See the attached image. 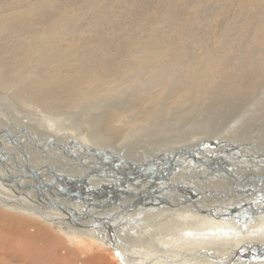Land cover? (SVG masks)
I'll return each instance as SVG.
<instances>
[{
	"label": "bare ground",
	"instance_id": "obj_1",
	"mask_svg": "<svg viewBox=\"0 0 264 264\" xmlns=\"http://www.w3.org/2000/svg\"><path fill=\"white\" fill-rule=\"evenodd\" d=\"M89 1L0 0V113L8 117L7 122H0V254L7 260L19 259L18 264H28L35 254L44 260L36 264H264V259H254L253 255L258 252L256 246L264 249V201L260 200L264 196V141L255 142L256 131L249 132L244 143H234L232 129L226 125L222 128L224 139H197L180 145L175 140L177 145L166 154L159 156V151L152 148L143 154L140 163L122 158L123 149L117 150L123 139L128 142L131 134H142L141 131L158 132L157 138H152L153 144L155 139L174 141L181 136L180 128L173 127L178 123L173 115L169 114V119L157 118L149 109H143L149 98L168 93L175 98L193 97L197 92L209 91L228 70L233 75L223 81L225 88L233 89L236 82L246 80V88L256 90L264 84V60L256 58L257 67L244 71L245 56H234V46L225 33L226 36L213 37L214 25L202 30L205 36L199 39L200 53L190 51L189 43L184 42L199 19L194 15L209 0H197L195 10L184 4L178 12L166 9L165 2L170 0H148L146 7L141 6L142 0H123L121 10L101 13L104 0L93 6ZM259 1L264 5V0ZM252 3L253 0H239V7L248 10ZM135 6H140V13L129 12ZM242 28L244 33L249 30L248 23L244 22ZM121 31H128L129 38L138 31L150 36L142 47L147 60L138 59L141 46L134 49L119 34ZM251 34L252 39L263 37L264 24ZM248 45L244 53L251 51L252 45ZM131 87L136 88L133 94L137 100L123 99L115 109L89 115L88 127L79 133L97 144L98 149L90 154L92 159L88 157L92 167L60 164L47 156L50 151L74 152L72 146L78 144L73 139L79 141L81 135H65L61 125L41 115L30 123L32 113L66 112L68 106L92 95L119 99L122 91H130ZM262 95L264 98V90ZM248 107L242 114L244 124L254 121L258 111L256 105ZM146 116L151 117L139 125ZM175 119L179 120V116ZM158 124L172 130L162 132ZM31 144L34 148L29 147ZM233 157L244 161H234ZM202 174L225 179L226 190L221 189L230 197L238 195V201L225 204L229 203L224 202L226 193L212 191L217 202L199 204L198 198L211 194L192 181ZM170 193L182 197L191 207L184 206L178 198L166 200ZM50 201L84 216L68 217ZM148 202L163 204L166 212L172 210L168 209L172 205L174 211L180 208L186 212L176 214L174 219L171 216L173 220L165 217L166 221L159 220L148 231L140 232L151 224L149 216L143 227L134 228V222L123 234L118 218L140 209L139 205L148 208ZM24 211L32 215L26 219ZM115 212L120 216L116 217ZM38 242H42L39 254ZM82 248L88 249L86 261L79 255ZM228 251L229 257H223ZM105 252L112 262L105 260Z\"/></svg>",
	"mask_w": 264,
	"mask_h": 264
},
{
	"label": "rangeland",
	"instance_id": "obj_2",
	"mask_svg": "<svg viewBox=\"0 0 264 264\" xmlns=\"http://www.w3.org/2000/svg\"><path fill=\"white\" fill-rule=\"evenodd\" d=\"M97 1L99 2V0H90L89 3L91 2V5L93 6L94 5L93 3L97 2ZM145 1H148V0H142L141 2L143 3V5H141V6H145V7L149 6L148 5L149 1L148 2H145ZM154 1L161 3L164 0H154ZM9 2L12 3V1H9ZM98 2H97V4H98ZM103 2L105 4L104 9H99L100 10L99 13L106 12L109 9L113 11L114 8L116 11L121 10V8L123 7V4H124L123 0H104ZM214 2H216V4H218V5H216ZM226 2H227L226 0H214V1L209 0V1H207L205 4L206 6H204V8H200L199 9L200 12L198 14L194 15L196 17V19H197V17H199V19H197V22L194 24V26L193 25L191 26V29H190L191 35L187 40H185L184 43H189L188 44L189 49H190V51H192V53H196V52L200 53L201 48L199 47L200 46L199 45V39H201V37L205 36L202 30L206 29L207 26L214 25V33L212 36L213 37L222 36V35L224 36L226 34L227 36L226 35L225 36L227 37V39H229V43H232V46H234V49H235L234 50L235 52H233L234 56H236V57H244L245 56V59H244L245 62H244V68L243 69H244V71H246L248 69V72H250L251 69H253V68L255 69L257 67V66H254L256 58H258L259 60L260 59L264 60V36L256 38V39H252L253 35L251 34V32L254 31V29H256L257 26L262 27V25L264 24V5H262L259 0H253V3L251 4L252 5L251 9L245 10L244 8L241 9L239 7V0H232L231 3H230V1H229V3H226ZM196 3H197V0H170L169 2H165V4H166L165 7H167L166 9L169 8L168 10H174V11L178 12V11H180V9L182 10L184 8L183 7L184 4H188L189 6H192V8L195 10V7L193 5H195ZM97 6H99V5H97ZM139 7L140 6L132 7L129 9V12L134 13L136 11V13H140V12H138V11H141L139 9ZM227 7H229V10ZM233 10H235V11H233ZM215 11H216V13H215ZM225 11L227 13H225ZM222 12L224 15L222 14ZM217 14H219L221 17ZM222 16H224L225 18ZM209 17H210V20H209ZM212 17H213V19H212ZM244 17H245V19H244ZM260 18L263 19V21ZM224 20H226V21L224 22ZM244 22L248 23V27H249L248 28L249 30H247L248 32L246 31L245 33L243 31L244 28H242L244 26ZM249 24H250V26H249ZM124 27H127V26L124 25ZM218 28H219V31H218ZM240 28H242V29H240ZM234 30L242 32V33L239 34V32L238 33L234 32ZM249 31H250V33H249ZM145 33H146L145 31L134 32V33H131L133 36L130 34V38H129V36H128L129 32L128 31L119 32V34L125 40H127L128 42L133 44L134 49L141 46V49L139 51L137 50V55H138V59H141L142 61H145L148 59V57H147V59L145 58L146 55L142 52V47L145 46L146 40L150 39L149 38L150 36L146 35ZM235 33H236V35H235ZM232 34H233V36H232ZM236 36L238 37L237 39H236ZM231 40H232V42H231ZM208 41L210 43H212V40H208ZM140 42L143 43V45L140 44ZM248 43H250L252 45V49L250 52L244 53L245 48L247 46H249ZM254 47H255V49H254ZM239 54H240V56H239ZM142 55H143V57H142ZM138 59L136 58V60H138ZM131 61H133V60H131ZM132 63L134 64V61ZM222 73H224V74L221 76V80L219 79L218 81H216L215 85H213L212 88H209V91L197 92L193 97L175 98V97L170 96V93H168L166 95L160 94V96L156 99H153L151 97L148 99V101L146 100L145 101L146 104L144 103V105H143L144 110L149 109L150 111H152L151 116L157 117V118L169 119L168 115L169 114L173 115L174 120L176 122H178L173 127L178 126L180 128L179 130H180V132H182V134H180L181 136H177V138H174V141L171 139H169V140L166 139L165 141L161 140L158 142L155 139L156 143L153 144L152 138L153 137L157 138L156 134L158 132H156L155 134H152L151 132L143 133V131H141L142 134H138V135L137 134L133 135L134 134L133 133V134H131L132 139L130 138V140L128 142L125 138V140L123 139L118 144L117 150H119V148L121 150L123 149L122 158L124 157V159L126 158L129 160H133L135 163H140L143 161V154L144 155L148 154L149 151H152V148H153V150L159 151L158 152L159 156L161 153L166 154L168 151H170V149H172L175 146V144H176L175 140H178L177 141L178 145L186 144V143H190V142L194 143L195 141H197V139H199L200 141L201 140L202 141L203 140H209V142H211V141L217 142V138L218 139H220V138L224 139L222 137L223 136L222 134L224 133L225 130H222V128H224L226 125L229 128V130L232 129L230 132L232 134V137H233L232 141L234 143L238 142V141H241L242 143H244V139L250 135L249 132H251V131L254 133L256 131V133L253 135L255 138H257L256 141H255V138L253 139L255 142H258V141L263 142L264 139L262 136H264V98L262 95V91L264 90V84L260 85V87H258L256 90H251V89L246 88V83H247L246 80H244V82H242L241 80L239 82H236L237 81V78H236L234 81L236 82V84H238L237 87L235 85L236 88L234 87L233 89H228L227 87L226 88L224 87V84H225L224 82L230 80L227 78V76H232L233 75L232 71L228 70V71H226V72L224 71ZM127 88L129 89V87H127ZM131 89H133V90H131ZM131 89H130V91H128L127 89L122 91L123 92L122 97L119 99L117 96H111L110 97L109 95L108 96L107 95H105V96L92 95V96H89L87 98H83L80 101H78V102L72 104L71 106H68L66 109H64V110H66V112L65 111H58V112H54V113H48V112L37 110L36 112H34L32 114L30 113L31 114L30 118L33 119V120H30V123L36 122L37 120H35V119L39 118L38 116H40V115H41V117H48L52 121H55L57 124H59V126L61 125L60 127L65 131V135L72 134L74 137H76L78 135H81L79 133H81L82 129H84L83 127H86V128L88 127V120L90 118L89 115L96 114L98 111H102L104 109H115V108H117V105L120 103V101L123 99H130L131 97H133L134 100H137L138 98H136L137 97L136 94H133V92L136 88L131 87ZM153 90L154 89L151 90V93ZM133 98H131V99H133ZM82 101H84V102H82ZM249 105H251V106L256 105L258 108V111L255 114L256 116L253 119L254 121L251 120L247 124L246 123L244 124V119H243L244 116L242 114L244 113L243 111L245 109L250 108V107H248ZM7 106L9 108L13 109L12 105L7 104ZM227 106L230 107L231 109L226 110L225 108H223V107H227ZM183 111H184V113H183ZM228 111H230V112H228ZM133 116H132V119H134ZM151 116H149V117L146 116L144 119L139 120L138 124L141 125L142 122L144 123ZM178 116H179V120L175 119V117H178ZM1 121L3 123L8 121V117H6V115H3V113L2 114L0 113V122ZM78 123L82 126L80 127V125H78ZM76 126L78 129L76 128ZM158 126H160V129L162 130V132L163 131L164 132L165 131L170 132L172 130V127L170 129L167 128V130H166L165 127L164 128L161 127L162 126L161 124H158ZM257 127H259V128H257ZM261 127H263V128H261ZM43 128H47L48 130H50L49 126H46V127L44 126ZM43 128L41 129L42 134L46 135L47 133L44 131ZM153 128L158 129L156 127H153ZM260 128L262 130H260ZM234 129H235V131L232 132ZM72 131H76L78 134L76 132L73 133ZM152 132H154V131H152ZM86 133H88V132H86ZM82 135H83V137H82ZM82 135L80 136V139H78L79 141H75L73 139V142L74 143L77 142V144H78V146H76V147L72 146V148H73L72 150L74 151L72 153L74 155H76V157L74 155H72V153L60 154V153H57L56 151H50V152L46 151L47 156L50 157L56 163L58 162L60 164H64V163L70 164L71 163L70 165H72L73 167H76V166L82 167V166H79V164L85 165L86 168H88L87 166L92 167L93 164L91 163V161H92L91 159L93 156L90 154L93 153L94 149H98V147H97V144L94 143V141L92 139H90L88 136H86L85 133L84 134L82 133ZM157 135H159V134H157ZM149 137H151V138H149ZM165 137H169V136L167 135ZM143 138H148V139L144 140ZM226 140H228V137L226 138ZM69 141H72V139H70ZM122 143H125V145H126V146H124V148H122L123 147ZM79 144H81V145H79ZM259 144L261 146V143H259ZM114 145H116V144H114ZM113 146H111V147H113ZM29 147L34 148V145L31 144V145H29ZM121 150H119V151H121ZM49 153H50V156H49ZM82 154H83V156H82ZM85 154H86V156H85ZM156 154H157V152H156ZM80 155L82 156L83 159L81 158ZM112 155H110V157H113ZM37 156H38V154H37ZM72 156L75 159L72 158ZM200 156L203 157L204 154H201ZM88 157L91 159H88ZM33 158L37 160L36 156H34ZM76 160H77V162H76ZM232 160L239 161V162L244 161L241 159H237L236 157H233ZM81 162H83V163L85 162V163L82 164ZM243 165H244V163H243ZM86 168H83V169H86ZM199 176H201V175H198L197 178L192 179V181L197 185L196 186L197 188H200V189L204 188L203 191H208L210 193L213 191V192H216V193L221 194V195L226 193L227 198H226V200H224V202L228 201L229 203H225V204H232V202L234 203L235 201H238V195H234L235 197H233V195H232L230 197L226 191L225 192L223 191L226 189H224V183H223V181H225V179H223L222 177L215 179L211 175L205 176L202 174L203 177L202 176L199 177ZM220 184H222V185H220ZM219 191H221V192H219ZM260 197H261L260 200L264 201V196H260ZM172 198L173 199L178 198V199H180L181 203L185 204L184 206L191 207L188 205V203H184L185 199L178 196L177 194H173V195L171 194L170 196L165 197L166 200L170 199L171 201L173 200ZM231 198H233V199H231ZM198 199L200 201V202H198L199 204L213 203L214 200L216 201V198L213 196L212 193L206 194L205 198H198ZM179 205H182V204H179ZM84 206H85V204H83V207ZM175 206H178V205H175ZM138 207H141V208L140 209H134V210H132V212L123 215L124 217L118 218V219H120L119 220L121 223L120 226L124 230L123 234L126 235V232H125L126 228H127V230L131 229L132 227H130V226L131 225L133 226L134 222H135L134 228L137 229V227H139V228L143 227L145 225V224H143V222L145 220H149V219H147L149 216H151L149 218H152L149 220V222H151V224L147 225L144 228L146 230L143 229L140 232L148 231V229H150L153 225H155L156 223L158 224L159 220L166 221L165 217H169L168 219L173 220L174 219L173 217L176 216V214L177 215L183 214L185 211V209L183 211L180 208L178 209L179 211H174L175 209H173L174 206L172 205V208L168 207V209H172V210H169L170 212L169 211L166 212L163 210L164 208H162L165 206L163 204H159V202L149 203L148 208L147 207L145 208L143 205H139ZM82 209H84V208H82ZM186 210H188V209H186ZM157 214H159V215H157ZM27 215L31 216L32 214L27 213L25 211L22 213V216L26 219H28ZM111 215H114V214H111ZM115 215H116V217L120 216L117 212H115ZM171 216L173 219L171 218ZM126 217L128 220L124 219ZM245 219H247V218H245ZM188 220L190 221L193 219H187L186 221H188ZM241 220H244V218H242ZM254 220H257V219H254ZM262 222L264 223V221H262ZM250 230H253V229L250 228ZM262 230H264V228ZM152 241H153V243L155 242L154 240H152ZM139 243H141V242H139ZM0 247H1V245H0ZM41 247H42V242L36 243V251H37V249L39 251V249ZM87 250H88L87 248H82L79 250L80 258L82 257V260H84V261L88 260ZM38 251L36 253L39 254L40 252H38ZM0 252H1V250H0ZM110 252H112V250ZM107 253L108 252L103 253V256H104L105 260L111 261V259L108 258L109 253L108 254ZM228 254H230L229 251L223 257H229ZM35 255H36V257L35 256L30 257L31 260H29L28 264H34V263L36 264L37 260L39 262L44 261L43 259L40 260V258L37 257L38 256L37 254H35ZM205 256H206V259H208L207 255H205ZM41 257H43V256H41ZM16 258H19V257H16ZM9 260H7V257H4V256H2V254H0V264H2V263L6 264L7 261H8V264H14V263L18 264L17 262L20 261L19 259H15V260H10L11 262H9ZM39 262H38V264H39ZM113 264H114V262H113ZM115 264H117V263H115Z\"/></svg>",
	"mask_w": 264,
	"mask_h": 264
},
{
	"label": "water",
	"instance_id": "obj_3",
	"mask_svg": "<svg viewBox=\"0 0 264 264\" xmlns=\"http://www.w3.org/2000/svg\"><path fill=\"white\" fill-rule=\"evenodd\" d=\"M50 203H51V201H50ZM51 205H54V207L59 209L61 212L67 214L68 217H72L73 214H76L77 216H80V217L84 216V213H79V212L77 213L76 211L71 210L62 204H57V203L52 202ZM91 214H94V213L91 212ZM210 214L214 215V214H212V212ZM92 216H95V215H92ZM92 218L96 219L98 217H96V218L92 217ZM112 247L114 248V246H112ZM256 249L258 252L256 254H253L254 259L255 258L264 259V249L260 246H256Z\"/></svg>",
	"mask_w": 264,
	"mask_h": 264
}]
</instances>
